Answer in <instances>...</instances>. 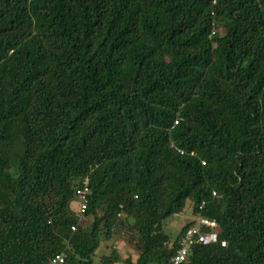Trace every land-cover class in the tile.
Masks as SVG:
<instances>
[{"label":"trees","instance_id":"obj_1","mask_svg":"<svg viewBox=\"0 0 264 264\" xmlns=\"http://www.w3.org/2000/svg\"><path fill=\"white\" fill-rule=\"evenodd\" d=\"M188 201L264 264V0H0V264H173Z\"/></svg>","mask_w":264,"mask_h":264},{"label":"built area","instance_id":"obj_2","mask_svg":"<svg viewBox=\"0 0 264 264\" xmlns=\"http://www.w3.org/2000/svg\"><path fill=\"white\" fill-rule=\"evenodd\" d=\"M178 121H176L177 123ZM90 192V188L88 186V181H85V185L83 188L78 189L77 194L81 199L80 202V213L84 214L87 208V194ZM204 202L200 205V208L204 207ZM194 223L187 229L185 234L182 236L179 241L178 249L173 257V264H180L183 262L190 253L191 247L194 244H209L218 242L219 240V230H218V222L216 219L207 217L203 214L194 216ZM75 228V227H73ZM223 245L227 244L226 240L222 241ZM65 254H57L49 264H59L64 262Z\"/></svg>","mask_w":264,"mask_h":264},{"label":"rangeland","instance_id":"obj_3","mask_svg":"<svg viewBox=\"0 0 264 264\" xmlns=\"http://www.w3.org/2000/svg\"><path fill=\"white\" fill-rule=\"evenodd\" d=\"M72 205L73 208L77 210L78 205L75 201L72 203ZM193 218L194 215L191 212V202L188 201L186 207L182 212L171 216L167 220V223L165 224V230L171 235L172 239H174L181 230L182 226L186 223V221L191 220ZM113 246L119 250L123 258L128 255H136L133 246L128 244V242L124 240V238H103L95 257L96 262H99L104 254H109Z\"/></svg>","mask_w":264,"mask_h":264}]
</instances>
